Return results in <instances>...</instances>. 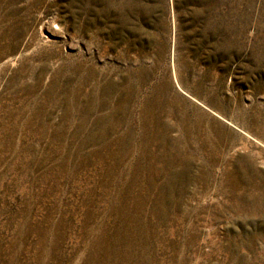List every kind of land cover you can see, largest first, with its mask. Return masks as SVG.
I'll return each instance as SVG.
<instances>
[{
    "label": "rangeland",
    "instance_id": "1",
    "mask_svg": "<svg viewBox=\"0 0 264 264\" xmlns=\"http://www.w3.org/2000/svg\"><path fill=\"white\" fill-rule=\"evenodd\" d=\"M0 264H264V0H0Z\"/></svg>",
    "mask_w": 264,
    "mask_h": 264
}]
</instances>
